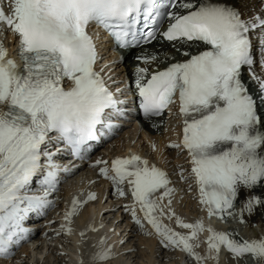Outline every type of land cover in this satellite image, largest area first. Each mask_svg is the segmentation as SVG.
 <instances>
[{
    "label": "snow or ice",
    "instance_id": "6c2138e0",
    "mask_svg": "<svg viewBox=\"0 0 264 264\" xmlns=\"http://www.w3.org/2000/svg\"><path fill=\"white\" fill-rule=\"evenodd\" d=\"M248 3L12 0L10 15L0 9V24L18 38L23 62L21 70L0 47V258H8L11 247L19 243L24 232L21 224L28 214L50 206L48 196L56 189L59 170L54 157L67 149L72 157L81 158L89 142L103 135L104 128L114 126V116L122 115V101L94 67L97 50L87 31L93 24L107 32L117 47L134 49L155 40L166 17L167 30L159 33L164 40L209 46L198 54L183 52L188 59L171 63L150 78L147 67H137L140 111L145 119L160 116L176 102L178 94L182 136L167 147L187 153L199 203L206 206L209 218L224 220L235 215L241 188L247 191L239 209L241 217L251 215L257 207L264 208V198L251 192L264 185V132L259 130L258 112V101L264 105V79L253 71L251 39V34L260 30V46L264 48V15L253 13L245 18L242 9ZM136 59L149 64L157 57ZM245 66L257 84L258 97L241 79ZM260 66L264 69V60ZM65 81L70 82L67 89ZM101 164L105 166L99 175L111 182L118 197L126 196L122 185L127 183L133 204L125 207L133 221L143 227L137 218L138 205L143 219L166 247L179 249L196 264L217 260L222 250L235 259L248 254L254 264H264V237L239 242L231 232H217L205 228L202 221L185 223L175 217L172 181L147 159L132 154L112 160L110 168L102 160L92 167ZM41 170L43 175L38 177ZM179 174L183 177L182 168ZM33 182L43 189L42 195L28 194ZM95 199V194L87 197V201ZM80 207L82 203L74 198L65 213L67 223ZM174 217L178 227L188 230L187 235L161 222ZM205 231L207 249L202 256L195 249L200 246L199 234ZM110 251L98 252L93 264L110 259Z\"/></svg>",
    "mask_w": 264,
    "mask_h": 264
},
{
    "label": "bare ground",
    "instance_id": "6f19581e",
    "mask_svg": "<svg viewBox=\"0 0 264 264\" xmlns=\"http://www.w3.org/2000/svg\"><path fill=\"white\" fill-rule=\"evenodd\" d=\"M5 4H7L6 0H5ZM9 4H10V1H9ZM8 8H10V7L6 6L5 10L7 12V15H10L11 11H9ZM0 26L5 28V31L4 30H3V32H2V30L0 31V43L1 44L3 43V45H4L5 38H7L9 42L13 41L12 45L10 44V50L13 51V57L12 58L7 57V58L13 60L15 54L18 52V38L15 36L14 40H12L13 39L12 32L9 29L7 30V28L4 25L0 24ZM6 31H7V33H10L9 36H7ZM0 47H1V45H0ZM201 50H202V46H200V44H198V43H193V42L192 43H181L179 41H174L172 43H168V42H162L161 40H158L148 48H145V49H142L139 51H135L133 54L127 55L125 57V62L123 64V67H121V70H122V73L127 74V75L132 77V79H131L132 84H133V87H135V69L137 67H147L149 70V72H148V78H149L153 72L162 70L164 67L168 66L171 63L183 62L184 60L188 59L189 57H185L182 55L183 52H189L191 54H195ZM152 55H155L157 57V59L155 61H151L149 64H144L137 59L134 60V57L152 56ZM14 60H15V58H14ZM68 85L69 84L66 83V84H64V87L67 89ZM176 120H177V118L175 117V119H173L174 122H172V124H171L172 128L175 130L174 139L172 136H170V135H168V133H166L167 129L164 126V121H165L164 119L144 121L142 123V126H143L142 129L144 131L148 132L147 134H149V136H147L143 130L141 131L142 135L140 133L138 134V129H139L138 126H135L133 128H128L127 130H125L123 137L116 139V141H115L116 152L110 151L111 150V146H110L111 144H109L110 142L107 144V147L105 148V150H107L106 151L107 162H108V160L112 161L111 157H113V156H118L120 154L121 155L122 154L123 155L124 154L131 155V154H133V152H139V154L147 156L150 160H154L155 166L157 168H161L163 171H165L168 174L169 179L172 181V183L170 184V187L174 188L175 192H174V195L172 197L171 208L175 213V217H179L185 223H196L197 221H202L205 228L211 227L214 231H217V232H222V231L224 232L226 229L228 232L230 230H231V233L234 232L233 228H231L230 226L227 228L225 226L226 224H224L223 227L218 224L219 226L217 227V221H218L217 219L218 218L215 216L209 218L205 205H202L204 207L203 209L200 207L201 212L199 214V217L196 218L195 220L194 219L190 220L186 215L181 213L183 211L182 209H185V207L188 206L189 203H192L196 199H197V203H199L200 193L198 191V186L195 184L193 178L190 176V167L191 166L188 163L187 153L179 150V153H181V154L183 153L185 155V159H184L185 160V163H184L185 166L183 165L184 168H182L184 170L183 177H181L179 174L180 168H177V167L174 168V165H172V163H171V161H172L173 163L177 164V160H179V155H180L178 153L179 154L178 157H173V159H172V157L169 155L175 149L167 147L170 143L179 142V140L181 139L183 125H181L179 120H177V121ZM171 126H169V128ZM261 130H262V132H264V120L262 122ZM148 139H153V140H150V142H149ZM142 141H144L146 144H142L143 146L140 147V144ZM118 145H121L122 148L123 147L124 148L122 150H118L117 149ZM148 151H150L149 154H148ZM262 154H264V153H262ZM113 158H115V157H113ZM101 159L102 158H100V157L96 158V160H101ZM181 160H180V162H181ZM149 165L151 166L150 163H149ZM84 171H86V170H84ZM84 171L81 172L80 174H78V176H76L74 178V182L76 184H78L79 181L81 179H83V176L85 177V176H91L92 175V173H90V172L86 173ZM176 171H177V174H175ZM93 172L95 173V175L91 176V178L101 177L99 175V169H97L95 171L93 170ZM85 179L88 180L89 178H85ZM191 188L193 189L194 195L192 194V195L187 196L189 194L188 189H191ZM176 189L179 191H183V190L187 191V193L185 194V197L178 196V194L176 193ZM71 190H73L72 187H69V188L65 187L64 188V195H68L71 192ZM251 192L257 196H260L261 198H264V185H261L259 187L252 189ZM246 194H247V191L244 190L243 188H241L238 200L236 201L235 212L238 213L240 219H243V221H244L243 223L240 224V227L242 229H244V231H246L247 229H248V231H250V238L241 237V235H237V234H235L236 232H234L233 238L239 242H243V241L251 242L252 240H259L261 237H264V208L257 207L251 215L245 213L243 215V217L240 216L239 209L242 206V203L245 199ZM65 198H66L65 202L67 203L68 202V196H66ZM189 200H191V202ZM98 202H99L98 204H92V205L88 206L87 208H85L84 210H82L81 214L76 218V221L78 223L83 222L86 226L84 234H85V238H87L89 241L90 249H91L90 250L91 253L89 254L90 257H89L88 261H86L85 259L82 258V254H81L82 249L80 250L81 245L79 243L80 237L78 235V230L76 229V226H75L76 223L72 222V221H71V223H67L65 221V218L60 220V223L58 226L63 229V233L70 240L72 239V243H70L71 241H69V243H70V247L71 246H72V248L74 247V253H72L70 256V264H93L92 258L98 252H100L102 250H107V249L111 250L110 251V259H107L103 262H100V264L104 263V262L106 263L107 261L112 262V264L113 263L117 264L114 261L117 259L116 249L118 247L120 248V246H121L119 243L120 240L118 241V244H117L114 236L109 235V234H116L117 233L116 226H118V225L115 224V228L112 231V233H109L108 231H104V230H106V228L103 230L101 227H99L100 222L98 221V216L101 212L106 211L108 209V207L110 206V204L109 203L108 204H101L100 200ZM66 203H65V205L62 206V209L65 208V206L67 205ZM163 203L166 204L167 200H165ZM199 205H200V203H199ZM130 206H131V204H130ZM91 207L94 208L95 212L92 211L91 209H89ZM107 211H109V209ZM136 211H137V218L141 220V224L147 225L148 223H146L147 221H145L143 219V214L139 211L138 205L136 206ZM113 212L114 211H109L106 214H108V216H110V214ZM120 212H122L121 215H120ZM191 213H193L195 215V212L191 211ZM203 213L205 215H203ZM63 214L65 215V213H63ZM118 217H121V218L123 217L126 219V214L125 213L123 214V211H121V208L119 210H117V213L114 217V220L116 218L118 219ZM175 217L171 220L166 219V218H162L161 222L166 226H174V228L176 227L179 229H183V228H180L176 225ZM58 222H59V220H58ZM130 223H131V228L129 231H134V232L139 231L135 227H133L132 222H130ZM128 226L129 225L127 223V227ZM66 228L71 229L70 233L65 232ZM148 228H149V231H151V232H149L147 230V228H145L146 232L149 235L150 234L153 235L152 237L155 238L156 241L159 240L161 242L160 238L156 236V234L154 233L153 229L151 228V226L149 224H148ZM91 229H96V230H91ZM183 230L188 232V230H186V229H183ZM219 230H221V231H219ZM248 231H246V232H248ZM142 232L143 231H141V233ZM182 235H186V234H182ZM98 236H102L103 240H100L98 238ZM207 236H208V233L205 231V232L200 233L199 237H198V242H199L200 246H199V248H197L195 250L197 252H199L202 256L206 254L207 245L204 243V241L207 239ZM73 241H74V244H73ZM101 241H104V243L101 244ZM41 242L43 243V246L41 248V252H42V250H46L47 242H44V241H41ZM32 244L34 245V243H32ZM32 244L24 245L23 246L24 248L21 247V248H23V250L20 249V253H19L20 255L18 257L19 260L22 256L23 257L29 256L30 255L29 253L31 250H35V248L32 247L33 246ZM128 244H130V243L129 242L125 243L123 248H126ZM159 247H160L159 251H160V249H162L161 252H165V251H169L170 249L171 250L173 249L171 247H164V246H162V247L159 246ZM164 249H167V250H164ZM72 251H73V249H72ZM77 251H79V252H77ZM223 253H224V250H222L219 253L217 260H208V261H205V263H208V264H225L226 262L224 261L225 257L223 256ZM132 254L133 253H130L128 256H130ZM183 255H184V252L181 251V257ZM128 256L126 257V261L124 262V264H128L129 262H131L130 257H128ZM230 258L235 259L232 256H230ZM56 259L57 258L54 259V262L56 261ZM17 263H18V261L15 262V264H17ZM10 264H14V262L10 263ZM57 264H63V263L61 260H58ZM137 264H138V261H137ZM186 264H188V262ZM227 264H231V263L227 262ZM241 264H243V263H241ZM251 264H254V262H252Z\"/></svg>",
    "mask_w": 264,
    "mask_h": 264
},
{
    "label": "rangeland",
    "instance_id": "374dc122",
    "mask_svg": "<svg viewBox=\"0 0 264 264\" xmlns=\"http://www.w3.org/2000/svg\"><path fill=\"white\" fill-rule=\"evenodd\" d=\"M9 1H10V4H9ZM6 2H7V4H6L7 7H10V8H8L9 11H11L12 0H8V1L6 0ZM6 34H7V36L10 35V33H7V32H6ZM10 44L12 45V42H9L7 38H5L4 45H3V43L2 44L0 43L1 47L7 52L8 56L11 55ZM172 122H173L172 119L171 120H165L164 126L167 129L166 133H168V135L172 136L174 139L175 130L171 126ZM169 126H171V127L169 128ZM150 140H153V139H148L149 142H150ZM178 153H179V150L175 149L174 151H172L170 153L169 156H171L173 159V157H178V155L180 154L179 160H177V164L173 163L172 161H171V163H172V165H174V168L177 167V168L181 169V168H184V166H185V164H184L185 163V160H184L185 155L183 153L182 154L181 153L178 154ZM180 160L183 164L180 162ZM175 174H177V171ZM188 190L190 192L188 191L189 194L187 196L192 195V194L194 195L192 188L188 189ZM176 193L180 197H185V194L187 193V191H184V190L179 191L176 189ZM62 201H64V197L62 194H60L58 196V204H60V202H62ZM189 201L191 202V200H189ZM200 205H199V203H197V199H196L192 203H189V205L186 206L185 209H182L183 211L181 213L186 215L190 220H193V219L195 220L196 218L199 217V214L201 212L200 207L202 209L204 208L202 205L201 206ZM89 209L94 211V208H92V207ZM191 211L195 212V215L193 213H191ZM203 215H205V214L203 213ZM130 216H132L131 213L128 214V218H126V219L124 218V220L120 221L117 224L118 225V226H116L117 232L118 231L120 232L121 230H123L125 228V226H126V228H128L127 223L131 219ZM53 218L55 219V221L59 220V223H60V220L65 218V217L63 216V214L61 212H57L54 214ZM131 220L133 221V219H131ZM143 225H145V224H143ZM219 225L223 227L224 224L219 223ZM137 226L139 229H141V230H143V232L144 231L145 232L144 233L143 232L142 233L141 232H139V233L135 232L134 233V231H129L127 233L126 236H128V238H127L125 243L129 242L130 244H128L126 248H123V246L125 245L124 244L123 246H120V248L118 247L116 249L117 259L114 262H116L117 264H124V262L126 261V257L130 253H133V254L128 256V257H130V261H131L128 264H137V261H138V264H179V263L180 264H186L187 262H188V264H196L195 261L190 260L187 256H186V258L184 256L181 257V251L178 250L177 248H173L174 250L170 249L169 251H165V252H161L162 249H160V251H159V248H160L159 246L162 247V245H161L162 243L160 245L157 244L155 238L152 237L153 235H151V234L149 235L146 232L145 228H147V230L149 231L148 224L145 225V228H144V226L141 227L138 224H137ZM225 226L226 227L230 226L231 228H233L234 232H236L235 234L241 235V237L250 238V231H248V229L246 230L248 232H246L240 226H236L234 224H227L226 223ZM133 227H135L134 224H133ZM167 227L172 228V230L176 231L177 233L186 234V235L188 234V232L184 231L183 229H179L176 227L174 228V226H167ZM104 231H106V230H104ZM57 232H59V231H57ZM149 232H151V231H149ZM229 232H231V230ZM234 232H232V233H234ZM116 234H109V235L114 236L115 241L118 244L119 239L116 238ZM69 241H71L70 243H72V239L70 240L67 236L61 235L59 237H54L52 234H50V238L48 240H46V242L49 244V245H47L46 250H42V252H41V248L43 246V243H42L41 246L38 247V250H31L29 253L30 254L29 256H26V257L22 256L20 258V260H18L17 264H57L58 260H61L63 264H70V256L72 253H74V251H72V249H74V247L73 248H72V246L70 247ZM50 244H52V245H50ZM73 244H74V241H73ZM35 245L36 244H34L32 247H34ZM23 248H21V249L23 250ZM125 250H127L128 252L123 253ZM164 250H167V249H164ZM223 256L225 257L224 258V261L226 262L225 264H227V262H230L231 264H241V263L251 264L252 262H254L251 255H248L247 258H246L247 255H245L241 259H232V258H230L231 255L226 250H224ZM55 258H57V259L54 262ZM101 264H112V262L107 261L106 263L104 262ZM113 264H115V263H113ZM205 264H208V263H205Z\"/></svg>",
    "mask_w": 264,
    "mask_h": 264
}]
</instances>
